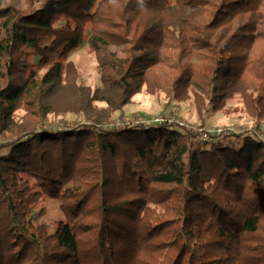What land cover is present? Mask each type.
Instances as JSON below:
<instances>
[{"label":"trees","instance_id":"1","mask_svg":"<svg viewBox=\"0 0 264 264\" xmlns=\"http://www.w3.org/2000/svg\"><path fill=\"white\" fill-rule=\"evenodd\" d=\"M1 1L0 264H264L254 132L203 138L89 114L47 124L48 100L76 82L68 59L87 41L109 105L146 87L192 98L203 114L238 95L260 127L264 0ZM45 197L64 213L55 228L40 219Z\"/></svg>","mask_w":264,"mask_h":264},{"label":"rangeland","instance_id":"2","mask_svg":"<svg viewBox=\"0 0 264 264\" xmlns=\"http://www.w3.org/2000/svg\"><path fill=\"white\" fill-rule=\"evenodd\" d=\"M8 2H13L21 7H28L25 0L1 1L3 5L8 4ZM96 58V53L87 41L71 54L68 60L72 61L77 69L76 82L59 88L49 98L48 101L55 113L48 115V126L60 127L64 121L73 125L86 123L89 121L85 116L86 114L93 118H100L102 120L101 125H110L125 119L136 121L149 120L157 116H172L187 124L191 132L199 133L203 138H215L214 136L220 133L218 129L230 128L238 133L254 132L264 140V123L260 127L254 128L255 119L248 114L238 95L230 98L224 108L220 110L210 108L203 114L198 111L192 98L182 101L169 99L164 91L159 90L153 93L149 92L146 87L128 99L121 108L115 107L116 104L109 105L102 99L103 95L107 96L111 93L101 87V70ZM24 113L23 110L17 111L16 119L21 121ZM3 135V130L0 128V143L3 140ZM39 202L38 207L42 206L47 211L46 216L40 219L51 223L52 228H55L58 221L64 218L58 201L54 198L45 197Z\"/></svg>","mask_w":264,"mask_h":264},{"label":"built area","instance_id":"3","mask_svg":"<svg viewBox=\"0 0 264 264\" xmlns=\"http://www.w3.org/2000/svg\"><path fill=\"white\" fill-rule=\"evenodd\" d=\"M133 122H149V123H162V122H166V123H176L180 126H183L185 129L189 130L190 127H187V124H185L184 122L182 121H179L178 119L174 118V117H161V116H157V117H153V119H149V120H136V121H131L129 119H125V120H119V122L115 123V124H118V125H124V124H130V123H133ZM190 131V130H189ZM218 132L220 133H226V134H230V133H233V132H236L238 133L236 130H231L230 128L228 129H225V130H221V129H218ZM202 133V132H201Z\"/></svg>","mask_w":264,"mask_h":264}]
</instances>
